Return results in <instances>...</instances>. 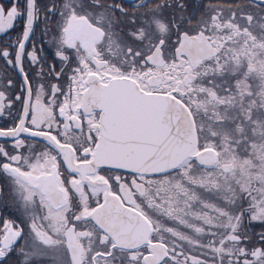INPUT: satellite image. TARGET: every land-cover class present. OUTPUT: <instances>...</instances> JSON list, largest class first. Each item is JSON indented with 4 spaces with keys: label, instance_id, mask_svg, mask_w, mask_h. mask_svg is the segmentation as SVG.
Returning <instances> with one entry per match:
<instances>
[{
    "label": "snow or ice",
    "instance_id": "snow-or-ice-1",
    "mask_svg": "<svg viewBox=\"0 0 264 264\" xmlns=\"http://www.w3.org/2000/svg\"><path fill=\"white\" fill-rule=\"evenodd\" d=\"M0 264H264V0H0Z\"/></svg>",
    "mask_w": 264,
    "mask_h": 264
}]
</instances>
